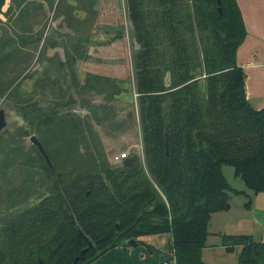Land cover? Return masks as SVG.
Listing matches in <instances>:
<instances>
[{
	"label": "trees",
	"instance_id": "obj_1",
	"mask_svg": "<svg viewBox=\"0 0 264 264\" xmlns=\"http://www.w3.org/2000/svg\"><path fill=\"white\" fill-rule=\"evenodd\" d=\"M23 1L5 0L1 13L13 16ZM144 1L127 0L144 161L133 150L121 166L102 171L59 168L42 145L51 184L0 225V264H88L129 238L164 232L174 255L166 264H207L201 250L210 216L229 207L234 190L222 166L231 165L252 192L264 191V107L245 95L236 52L246 29L237 0H221V12L216 0H158L156 11ZM15 42L0 41L10 48L0 44V97L12 89L5 75ZM221 244L241 246L238 264H264V242L249 233L221 234Z\"/></svg>",
	"mask_w": 264,
	"mask_h": 264
},
{
	"label": "rangeland",
	"instance_id": "obj_2",
	"mask_svg": "<svg viewBox=\"0 0 264 264\" xmlns=\"http://www.w3.org/2000/svg\"><path fill=\"white\" fill-rule=\"evenodd\" d=\"M143 4L158 9V0ZM20 8L13 16L0 14V41L18 43L7 65L13 70L5 75L12 89L0 97V106L11 113L0 132V225L47 194L51 184L31 134L59 168L79 163L102 171L113 165L112 154L127 149L144 161L134 89L138 45L127 0H25ZM2 47L10 49L7 43ZM90 55L93 71L84 75L77 63ZM222 171L234 190L229 207L212 214L207 242L221 243V236L215 239L226 227L258 240L264 231V191L248 189L231 165Z\"/></svg>",
	"mask_w": 264,
	"mask_h": 264
},
{
	"label": "crops",
	"instance_id": "obj_3",
	"mask_svg": "<svg viewBox=\"0 0 264 264\" xmlns=\"http://www.w3.org/2000/svg\"><path fill=\"white\" fill-rule=\"evenodd\" d=\"M237 4L243 17L246 34L237 47L236 59L245 72L246 98L253 107L260 108L264 107V0H237ZM93 47V41H89L87 48L91 50ZM92 59V55L87 60L80 59L77 69L84 75H90L93 71L89 67ZM84 64H88L87 67H83ZM232 230L228 227L219 230V239L215 240H220L221 234H251L250 232H230ZM262 233L264 231L260 233V237ZM135 240L137 242L134 246L117 245L103 252L88 264H162L174 261L170 232L142 235ZM207 240L206 246L201 250V257L207 264H238L240 245L227 251L220 241L215 242L214 240L215 243H209ZM149 242H154V245ZM148 243L152 246H148Z\"/></svg>",
	"mask_w": 264,
	"mask_h": 264
},
{
	"label": "water",
	"instance_id": "obj_4",
	"mask_svg": "<svg viewBox=\"0 0 264 264\" xmlns=\"http://www.w3.org/2000/svg\"><path fill=\"white\" fill-rule=\"evenodd\" d=\"M216 1H217L218 10H219V12H221V0H216ZM4 2H5V0H0V14H1L2 10H3ZM13 113H14V111H13ZM10 116H11V113H7L5 106H2L1 105L0 106V132H2L9 125V123L11 121V117ZM12 116H14V114H12ZM164 135H165L166 154H168V146H167L168 130H167V126L166 125H165ZM29 139H30V141L32 143H34L37 146L38 150L44 156L46 162L48 164H51L50 163V159H49L47 153L45 152V150H44L41 142L38 140V138L35 135L31 134L29 136ZM122 164H123V159L122 160H119V161H116V162L113 163L114 167L121 166ZM115 225L117 226L118 225V222H116ZM83 238L87 242V247L92 244L91 240L88 237L83 236ZM136 242L137 241L134 238H129V239L126 240V244L131 245V246H134L136 244ZM85 249H86V247L83 248L80 251V254H82L85 251ZM38 261H39L40 264H45L41 259H38Z\"/></svg>",
	"mask_w": 264,
	"mask_h": 264
},
{
	"label": "built area",
	"instance_id": "obj_5",
	"mask_svg": "<svg viewBox=\"0 0 264 264\" xmlns=\"http://www.w3.org/2000/svg\"><path fill=\"white\" fill-rule=\"evenodd\" d=\"M129 154L128 149L127 150H123V151H118L115 152L114 154H112L111 158L114 162L122 160L123 158H125L127 155ZM260 240L262 242H264V233H262ZM164 264H166V262H164Z\"/></svg>",
	"mask_w": 264,
	"mask_h": 264
}]
</instances>
